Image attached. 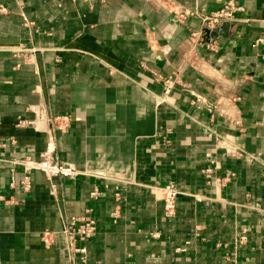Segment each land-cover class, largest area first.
I'll use <instances>...</instances> for the list:
<instances>
[{
  "label": "crops",
  "instance_id": "1",
  "mask_svg": "<svg viewBox=\"0 0 264 264\" xmlns=\"http://www.w3.org/2000/svg\"><path fill=\"white\" fill-rule=\"evenodd\" d=\"M48 149L78 174L25 191L11 163ZM87 210L86 264H264V0H0V264H66Z\"/></svg>",
  "mask_w": 264,
  "mask_h": 264
},
{
  "label": "built area",
  "instance_id": "2",
  "mask_svg": "<svg viewBox=\"0 0 264 264\" xmlns=\"http://www.w3.org/2000/svg\"><path fill=\"white\" fill-rule=\"evenodd\" d=\"M240 9L236 7L232 2L226 3L223 7L219 8L217 11L209 13L208 15H197L194 11L186 10L183 11H173V15L179 20H186L189 17H196L199 19L201 26L206 30L212 31L218 28L223 23H230L234 21V15L239 12ZM192 39L196 41L200 37V32L196 31L192 33ZM262 41H257L261 43ZM211 44L208 43L206 47L211 49ZM175 84H179L177 81L172 80L171 78L163 80L164 94L169 93ZM162 101L164 99H161ZM196 103L203 102L198 96L195 99ZM207 109H215V107L210 108L207 106ZM46 129L59 130L61 131L66 127L68 119L66 117H53L46 119ZM32 124V123H30ZM28 125V124H27ZM26 125V126H27ZM18 126L23 127L22 122L18 123ZM35 127V125H33ZM51 143V144H50ZM49 144L52 145V142L49 141ZM219 147L225 149L224 144L220 141L218 143ZM14 166L22 168L24 172V177L21 182L23 189L28 191L30 189V180L29 174L32 171H37L42 173L47 179L52 177L60 178H74L78 173L70 171L63 167L59 162H57L51 155L50 149H48L38 161H33L30 159H24L22 161H17L11 163ZM210 171H206L208 174ZM219 183V181H217ZM14 181H11L10 186L12 187ZM156 192L160 193L161 201L163 203V213L166 218H172L175 215L176 203L181 193L177 190L173 183L166 185L163 188L156 189ZM90 198L94 199L98 196L97 192H93L90 195ZM118 195H116L117 197ZM195 201L201 202L202 197L195 196ZM90 210L86 211V216L82 219L71 218L68 223H66L60 230V234L64 237L65 240V252L67 253L68 261L66 264H86V248L83 246L87 241L92 239L96 232L95 221L89 217ZM50 234L45 233L43 239H50ZM80 244V246H77ZM79 256L78 261L75 260V257Z\"/></svg>",
  "mask_w": 264,
  "mask_h": 264
},
{
  "label": "water",
  "instance_id": "3",
  "mask_svg": "<svg viewBox=\"0 0 264 264\" xmlns=\"http://www.w3.org/2000/svg\"><path fill=\"white\" fill-rule=\"evenodd\" d=\"M204 31L208 32V30L204 29ZM215 32V31H214Z\"/></svg>",
  "mask_w": 264,
  "mask_h": 264
}]
</instances>
